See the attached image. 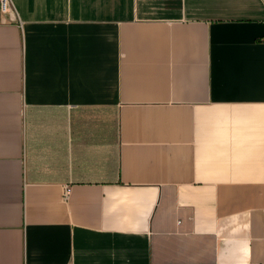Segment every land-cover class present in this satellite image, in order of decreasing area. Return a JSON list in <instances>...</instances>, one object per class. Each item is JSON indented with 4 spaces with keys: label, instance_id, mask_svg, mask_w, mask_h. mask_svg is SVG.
<instances>
[{
    "label": "crops",
    "instance_id": "0c3cea01",
    "mask_svg": "<svg viewBox=\"0 0 264 264\" xmlns=\"http://www.w3.org/2000/svg\"><path fill=\"white\" fill-rule=\"evenodd\" d=\"M0 5V264H264V0Z\"/></svg>",
    "mask_w": 264,
    "mask_h": 264
},
{
    "label": "built area",
    "instance_id": "2783aa9c",
    "mask_svg": "<svg viewBox=\"0 0 264 264\" xmlns=\"http://www.w3.org/2000/svg\"><path fill=\"white\" fill-rule=\"evenodd\" d=\"M0 5H1V10L3 12H7L8 10H10V0H0Z\"/></svg>",
    "mask_w": 264,
    "mask_h": 264
}]
</instances>
